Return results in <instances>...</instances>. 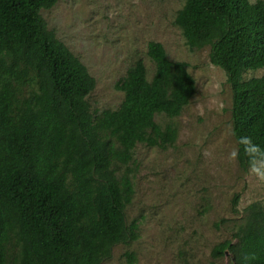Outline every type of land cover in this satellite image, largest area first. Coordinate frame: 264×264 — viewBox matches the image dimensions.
I'll list each match as a JSON object with an SVG mask.
<instances>
[{
	"label": "trees",
	"instance_id": "16d2710c",
	"mask_svg": "<svg viewBox=\"0 0 264 264\" xmlns=\"http://www.w3.org/2000/svg\"><path fill=\"white\" fill-rule=\"evenodd\" d=\"M60 0H0V264H102L139 238L126 210L135 196L138 144L166 150L172 122L197 93L186 62L148 43L152 77L138 58L115 86L120 107L92 111L96 80L48 28L42 10ZM175 25L191 51L210 47L232 92L237 161L241 136L264 149V0H185ZM165 115L171 122H156ZM239 197L234 200L238 204ZM264 264V206L254 202L215 261ZM134 264L136 256L126 254Z\"/></svg>",
	"mask_w": 264,
	"mask_h": 264
},
{
	"label": "rangeland",
	"instance_id": "374dc122",
	"mask_svg": "<svg viewBox=\"0 0 264 264\" xmlns=\"http://www.w3.org/2000/svg\"><path fill=\"white\" fill-rule=\"evenodd\" d=\"M255 2L257 0H251ZM185 0H60L42 10L56 33L96 80L88 97L92 111L117 109L124 94L116 84L142 58L152 77L148 43H162L172 61L186 62L197 93L182 115L173 147L138 144L135 196L126 210L139 222V238L117 245L102 264H232L230 254L215 261L212 249L232 238L244 209L264 206V182L249 175L229 153L238 149L233 135L232 92L223 70L210 61V47L191 51L175 25ZM264 69L245 77H261ZM155 120L164 126L165 115ZM239 197L238 204L234 200Z\"/></svg>",
	"mask_w": 264,
	"mask_h": 264
},
{
	"label": "clouds",
	"instance_id": "9594fccd",
	"mask_svg": "<svg viewBox=\"0 0 264 264\" xmlns=\"http://www.w3.org/2000/svg\"><path fill=\"white\" fill-rule=\"evenodd\" d=\"M238 143L243 146L244 155L248 159V174L264 182V149L254 143L249 136H241ZM239 155V150L233 149L228 158L235 161Z\"/></svg>",
	"mask_w": 264,
	"mask_h": 264
},
{
	"label": "water",
	"instance_id": "95a60500",
	"mask_svg": "<svg viewBox=\"0 0 264 264\" xmlns=\"http://www.w3.org/2000/svg\"><path fill=\"white\" fill-rule=\"evenodd\" d=\"M228 254V253H227Z\"/></svg>",
	"mask_w": 264,
	"mask_h": 264
}]
</instances>
